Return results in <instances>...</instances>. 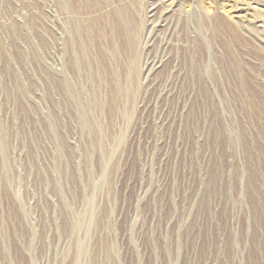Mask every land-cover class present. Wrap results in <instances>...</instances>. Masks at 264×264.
Wrapping results in <instances>:
<instances>
[{
	"label": "rangeland",
	"instance_id": "rangeland-1",
	"mask_svg": "<svg viewBox=\"0 0 264 264\" xmlns=\"http://www.w3.org/2000/svg\"><path fill=\"white\" fill-rule=\"evenodd\" d=\"M152 1L122 0L128 77L76 60L61 0H0V264H264V23L233 12L264 0H186L171 30Z\"/></svg>",
	"mask_w": 264,
	"mask_h": 264
},
{
	"label": "bare ground",
	"instance_id": "bare-ground-1",
	"mask_svg": "<svg viewBox=\"0 0 264 264\" xmlns=\"http://www.w3.org/2000/svg\"><path fill=\"white\" fill-rule=\"evenodd\" d=\"M128 1H130V0H128ZM161 1L164 2V4H165L164 0H161ZM166 1H168V3H166V6L161 11H159V13L156 15V9L157 8H156L155 3L158 2V0H153L151 2V6L147 9L145 14H146L147 20L150 22H154V21L159 20L158 21V23H159L163 20H168V26H165V27H169L171 30V28L175 29L178 21H180L179 19L181 18V16L184 15V14L180 15L181 14V6H182V4H184V2L186 0H166ZM136 3H138V2H136ZM60 4L62 7V9H60V10L62 12H64V11L70 12V14L72 15V20H71V22H72V42H71V46L76 48V50L74 48L76 60L81 59V62H82V59L85 61H88V52L91 49H93V46H98L100 49V52H101V58L99 59V61L102 65L106 64V62H108V61H114L116 63V61H118V60L127 59L128 61L124 62V64H126L125 75L129 77V72H131V71L134 72V67L136 66L137 53H138L137 52L138 37H139V34H141L140 30H142V28H143V23H142V21L140 22L138 20L134 5H130L129 7H127L122 3V0H61ZM158 4H160V3H158ZM137 5H135V6H137ZM59 7H60V5H59ZM100 9H103V11L102 12L100 11L101 13H99V11H98V13L96 14L95 11L97 12V10H100ZM234 9L235 10L233 12H235V16L238 17L239 20H240V18H243L247 22L249 21V22L254 23V21L255 22L262 21L264 23V20L260 19L259 17L257 18L255 15H253V13H250L247 6H242V5L239 7L235 6ZM262 11H264V10H262ZM83 12L86 14L88 13L90 15V16L88 15V17H86V18H88V24H86V25H85V21L83 19H78V17H77V14H80ZM142 12H144V11H142ZM91 13H95V15H91ZM251 14L253 17L249 18L248 16L249 15L251 16ZM148 21H147V23H148ZM152 24H155V23H152ZM244 24H246V23H244ZM146 26H147V24H146ZM242 26H244L243 23H242ZM258 26H260V25H258ZM158 27H160V26H158ZM239 27H241V26H239ZM247 27H249V26H247ZM257 27H255V29L252 27V29H254V31H255L256 29H258ZM151 28H152V26H151ZM250 28L251 27H249V29ZM154 29H153V31H154ZM252 29H250V30L252 31ZM163 32H165V30ZM172 32H170L169 36L173 35ZM259 32H258L259 34H256V38L264 46V26L263 25H261V29ZM158 33H160V32H158ZM247 33H248V31H247ZM250 36H251V34H250ZM157 38H158V36H157ZM253 38H254V36H253ZM164 39H168V38L165 37ZM159 42H161V41H159ZM165 46H166V44H165ZM170 46H171V44H170ZM78 48H81V49H78ZM77 49H78V51H77ZM79 50H80V52H79ZM166 52H167V50H166ZM160 53H162V52H160ZM159 59H161V58H159ZM153 62H154V60H153ZM157 64L159 65V63H157ZM152 65H153V63H152ZM152 65H151V67H152ZM80 66H81V63H80ZM174 66H176V65H174ZM144 68H143V70H144ZM111 73H112L111 78L113 80L112 83L116 84V88H117L118 84H119V76H118L119 72L117 74L115 70H112ZM116 92H117V90H116Z\"/></svg>",
	"mask_w": 264,
	"mask_h": 264
}]
</instances>
